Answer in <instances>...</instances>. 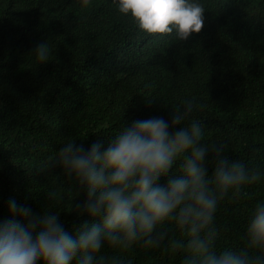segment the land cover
I'll use <instances>...</instances> for the list:
<instances>
[{"label": "trees", "instance_id": "1", "mask_svg": "<svg viewBox=\"0 0 264 264\" xmlns=\"http://www.w3.org/2000/svg\"><path fill=\"white\" fill-rule=\"evenodd\" d=\"M197 2L205 9L203 28L179 40L142 32L113 0H0V221L27 223L10 212L15 201L33 215L58 213L78 237L98 222L76 210L86 192L47 163L69 139L103 151L135 121L162 117L171 124L188 100L204 143L223 144L229 162L264 173V0ZM45 42L50 56L41 63L35 50ZM208 162L210 174L211 154ZM177 169L156 183L166 186ZM244 191L218 205L220 249L241 246L256 203L264 201V175ZM119 255L123 264L182 260L163 247Z\"/></svg>", "mask_w": 264, "mask_h": 264}, {"label": "clouds", "instance_id": "2", "mask_svg": "<svg viewBox=\"0 0 264 264\" xmlns=\"http://www.w3.org/2000/svg\"><path fill=\"white\" fill-rule=\"evenodd\" d=\"M113 3L149 36L174 34L187 40L204 25L205 9L197 0ZM35 54L41 63L48 62L47 42ZM195 107L185 101L183 110L172 112L171 124L162 117L135 121L103 151L98 143L85 149L67 140L46 167L58 165L86 192L76 210L98 222L73 237L58 213L33 215L10 201V212L27 223L0 221V264H72L74 259L77 264H123L119 253L135 246L163 247L179 254L181 264H264V201L256 203L238 248H218L214 225L220 202L247 196L244 189L259 183L264 173L242 161L229 162L225 145L204 143L201 122L191 118ZM178 125L179 130L170 131ZM176 164L174 177L158 185ZM105 249L116 254L107 255Z\"/></svg>", "mask_w": 264, "mask_h": 264}]
</instances>
